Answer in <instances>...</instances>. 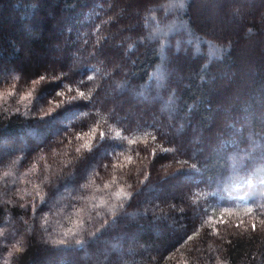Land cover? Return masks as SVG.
I'll return each instance as SVG.
<instances>
[{"label":"trees","instance_id":"trees-1","mask_svg":"<svg viewBox=\"0 0 264 264\" xmlns=\"http://www.w3.org/2000/svg\"><path fill=\"white\" fill-rule=\"evenodd\" d=\"M25 1L4 3L10 6ZM53 1L57 3L54 22L58 21L56 25L68 40L65 52L77 61L73 65L54 62L51 68H43L34 59L35 62L22 63L19 68L9 67L7 61L1 60L4 67L0 69V89L15 83L19 91L41 74L68 72L65 80L83 79L93 74L96 66L108 75H100L101 92L99 98H94V104L76 102L43 120L15 115L5 120L0 113V141L10 136L28 139L30 131H38L48 123L59 125L55 134L47 133L29 147L14 148L2 154L0 161L19 153L28 157L39 147H51L55 138L69 127L87 131L85 122L78 124L73 114L100 106L110 110L103 120L97 117L102 130L108 131L118 123L131 130L123 133L129 139L148 133L149 143L129 144L127 140L106 138L93 153L75 164L72 178L64 180L62 186L78 184L90 163L110 161L109 152L123 151L133 157L123 168L109 169L108 175L116 177L119 183L142 181L141 172L152 174L141 185L131 206L97 236L87 238L80 246H51L33 236L32 247L20 264H47L48 259H65L67 264H264V16L258 15L260 11L264 15V9L243 10L245 20L240 22L241 30L235 33L231 26L215 25L205 12L213 4L226 7L230 3L227 0H157L139 8L135 16L129 12L128 26L120 14L123 8L129 10L135 2L147 0H46ZM4 18L5 14L0 13V21ZM133 19L137 20V26L131 25ZM29 21L21 19L20 24L33 27ZM171 26L178 27L180 32L173 28L169 33ZM44 27L49 32L50 21ZM156 30L159 32L154 36ZM46 32L32 39L33 52L38 53L51 44ZM173 42L183 47L185 57L172 50ZM0 43V55L6 51L8 59L15 53L21 56L14 49L13 35L0 33ZM115 60H120L122 65L114 64ZM17 74L18 81L14 80ZM59 86L60 82H52L42 87L41 92L51 95ZM133 93L157 98V105H147L133 114L127 111L128 97ZM234 94H238V99L234 100ZM241 118H245L248 128L243 127ZM72 135L71 147L65 141V147L38 161L50 166L49 175L61 169L81 143ZM151 135L156 136L155 141ZM202 136H207V145L195 144L192 150L191 141ZM221 144H225L223 149ZM153 148L157 150L155 159L151 155ZM164 148L176 150L164 152ZM180 160L187 163L181 164ZM162 164L170 167L162 169ZM24 166L22 160L13 169L12 177L0 181V228L9 229L7 237H0V253L14 239L12 232L22 229L19 217L27 218V211L20 209L18 203H8L9 199L23 202L19 196L12 195L17 189H22L20 195L25 199H31L27 195L37 173L25 177L31 183L16 179L22 175L18 169ZM184 177L189 179L182 181ZM175 183L181 184L179 190L165 189ZM163 187L164 194L157 197L155 192ZM172 192L174 197L170 196ZM106 193L107 190L96 195ZM145 202L164 216L158 219L148 213L144 216L140 212ZM249 206L253 212L245 213ZM225 209H231L232 215H227ZM130 212L135 215L131 216ZM222 213L226 222H220ZM172 218L178 230L159 237L155 226L168 227ZM253 222L257 225L255 230L251 228ZM88 223L93 228L96 226L95 222ZM122 241L127 250L135 244L136 251L131 257L127 253L119 255L114 247L107 246ZM95 244L100 258L95 260L91 254L86 258L85 253L91 252ZM148 245L152 249L145 253ZM104 250L108 252V261Z\"/></svg>","mask_w":264,"mask_h":264},{"label":"clouds","instance_id":"clouds-1","mask_svg":"<svg viewBox=\"0 0 264 264\" xmlns=\"http://www.w3.org/2000/svg\"><path fill=\"white\" fill-rule=\"evenodd\" d=\"M71 69H69V72ZM68 72H63L55 75L41 74L32 79L19 91L16 90V84L12 83L10 86H4L0 92L5 94L0 97V113L4 114L5 120H11L12 117L19 116L24 119L29 117L39 118L43 120L45 117H53L55 114L65 108L67 105L76 102H84L86 104H94V98H99L101 92L100 76L96 80H90L89 76L83 79L74 81L65 80ZM47 76L45 79L44 77ZM20 79L17 74L14 80ZM39 80L38 86L33 87V81ZM52 82H60V86L55 89L51 95H45L41 92V88ZM89 85L95 91L92 95H76L72 93V99L65 100L62 93L66 88L87 90ZM12 89L11 92H6L7 89ZM25 93H28L26 96ZM54 101H58L53 107ZM52 108L49 111V108ZM35 108V111H33ZM110 115V110L103 107H89L86 110L78 111L73 114V120L78 124L84 121L87 131H76L75 128L69 127L62 135L55 138L52 146H43L37 148L31 156L26 157L24 153L14 154L0 161V181L10 178L14 175L13 169L18 166L22 160L25 161L23 169H18L22 175L17 176L16 179L25 183L31 181L25 180V177L31 173H37L35 176V183H31L32 191L27 195L31 199H25L21 196L22 189H17L12 193L14 196H19L21 201L9 199L8 203L17 204L20 209L27 211V218L24 215L19 217L23 222V227L19 231H13L11 243H9L3 253V259L0 264H20L23 256L27 254L32 247V238L35 236L36 240L51 246L54 245L51 239L54 237H63L66 240L65 246H80L87 238H94L110 223L114 222L118 216L123 214L125 210L131 206L134 197L139 193L141 185L145 182L140 180L135 183H119L117 178L109 176V169L114 168L113 153L109 152L110 161L105 160L102 164L92 162L88 165L85 174L81 177L78 184L68 186L62 182L66 179L72 178L74 166L77 162L82 161L88 154L93 153L94 149L98 148L105 139L115 140L111 137L100 135L94 140L91 147L79 150L75 147L73 156L64 163L63 167L56 173L49 175L50 166L47 163L41 164L38 161L50 158L52 154L56 153L58 148L72 146L73 133L78 136L81 132L87 133L93 129L97 124V117ZM103 156V153L101 154ZM72 166V167H70ZM68 169L67 172L64 170ZM102 169V170H101ZM103 173V175H102ZM91 179L95 180L96 188L87 187ZM99 180L100 183H96ZM110 185V187H108ZM123 188L124 192L119 199L117 205L113 202V194L119 189ZM89 190H93L92 194H87ZM106 195H96V193L105 192ZM75 192V195L72 193ZM73 201L75 203H73ZM106 201L107 203H101ZM85 204L86 208H81L80 205ZM29 205L31 206L29 210ZM114 207L115 211L111 208ZM78 210H82L78 212ZM88 222H95V227H91ZM49 229L52 231L49 232ZM9 234L8 228H0V237H7Z\"/></svg>","mask_w":264,"mask_h":264},{"label":"rangeland","instance_id":"rangeland-1","mask_svg":"<svg viewBox=\"0 0 264 264\" xmlns=\"http://www.w3.org/2000/svg\"><path fill=\"white\" fill-rule=\"evenodd\" d=\"M4 1L8 3V1L10 0H2L0 2V6H1L0 13L5 14L4 20L0 21V33L6 32L15 37V43H13L14 44L13 46L15 47L14 49L17 52L21 53V56L15 53L14 55H11V57L8 59L7 57L8 55L6 51H4L5 54L0 55V61L5 60L7 61V64L9 67L18 66L19 68H21L20 64L33 62L34 59L37 62V66L41 65L43 66V68H51L52 63L54 62H59L62 64L68 63L70 65H73L77 61V59L73 58L71 54L65 52V46L68 43V40L66 39L64 34H61V28H59L60 26L56 25L58 21L54 22L55 18L53 17V15H54V9L57 7L56 2L53 1L52 3H48L46 2V0H26L25 2L21 4L17 2L16 3L13 2L12 5L8 6V4H5ZM155 1L157 0H147V2L145 3L135 2V4L132 7H130L129 10L127 8H123L120 14L122 18L124 19L126 26H128L127 24L128 22H130L128 20V17L130 16L129 12H131L135 16L137 15L139 8H142L143 6H146L148 3L155 2ZM227 1H229L230 3H228L226 7H220V6L218 7L217 4L216 5L213 4L211 5L210 9H208L205 12L208 13V18L211 21H213L215 25L221 28L231 26L234 29L235 33L241 30L242 25L240 24V22H242V20H245L244 15L242 16L243 10L254 12L257 10V8L258 10L260 9L262 11L264 9V0H261V1H258V0H244V1L243 0H227ZM258 15L262 18L264 16L261 11H260V14ZM21 19L30 20L29 22L33 24V27H31L30 25H24V24L21 25L20 24ZM47 21H50L49 32H46L45 31L46 29L44 27ZM78 22H75V24H78ZM131 25L137 26V20L135 19L131 20ZM173 28L177 30V33L180 32V30H178L179 29L178 27L176 28V27L171 26V28L168 29L169 33L170 32L172 33L171 29ZM262 30L264 32V29ZM34 31L39 33L38 36L33 35ZM44 31L46 32V37L51 41V44L48 45L46 48L38 51V53L33 52L32 48L30 47L32 44V39L39 37V35L45 33ZM158 32H159L158 30L154 31L153 35L157 36ZM189 40L190 39L188 38L187 41ZM172 44L174 46L172 50L178 53L179 57L186 56V51L183 49V47H179V45L176 42H173ZM0 48H2L1 43H0ZM196 49L199 51L197 47ZM210 54L212 55V52ZM113 62L117 66L122 65L120 60H115ZM2 66L3 65L0 64V69L4 67ZM234 77L229 78V79H234ZM237 96L238 94H234L233 96L235 97L234 100L238 99ZM231 98H230V102L231 100H233ZM128 99H130L128 101L130 103V108H127L128 109L127 111H132L133 114L147 105L154 106V103L155 105H157V102H158L157 98L156 99L149 98V97H146V95L142 93L141 94L133 93L128 97ZM150 110L153 111V108H150ZM224 112L227 114H230L228 110H224ZM244 120L245 118H241L243 127L248 128L249 124L247 123V121H244ZM58 130H59V125L53 122V123H48L46 126L42 127L38 131H30L28 133V136H29L28 139L27 138L18 139L17 137H13V136L3 139L0 141V143H3L4 145L3 147H0V156L2 154L8 153L9 151L17 147H21V148L29 147L30 144H33L34 142L38 141L39 138H42L45 134L47 133L55 134ZM237 131L240 132V130H237ZM205 137L202 136L197 141L195 140L191 141L190 143L191 145H189L190 148L193 150L195 144L206 146L208 139H207V136ZM18 140L19 142H17ZM224 147H225V144H221L220 148L223 149ZM256 148L261 149L260 145H257ZM186 179H189V177H184L182 181H185ZM179 186H181V184L179 183L171 184L168 187L165 186L166 188L163 187L162 189L155 192L156 196L159 197L163 195L165 189H169L170 191L179 190ZM170 196L174 197L175 193L172 192ZM141 211L142 212L140 213H143L144 216H146V214L148 213L154 216L156 219L164 216L161 213H159V211H156V209L153 208L149 202H145L144 204H142ZM130 214H132L131 216H133L135 215V212H130ZM174 224H175L174 219L172 218V220L169 221L168 227H165L162 225L155 226L158 236L163 237L165 236L167 232H174L178 230V227H176V225ZM107 246L114 247L117 254L119 255L121 254L123 255L127 253V257L128 256L131 257L132 253L136 251L135 244L130 245L131 247L129 248V250H127L124 246L123 241L120 243L114 244V245L107 244ZM151 249H152V245H148L145 247L144 252L149 253ZM90 251L91 252H89L88 254L85 253L86 258L89 256V254H91L90 256H92L95 260L100 258L98 257L99 256L97 253L98 248L96 247V244ZM103 252H104V255H106L105 260L108 261L107 258H109V255H108L107 250H104ZM47 264H67V261L65 259L57 260V261L48 259Z\"/></svg>","mask_w":264,"mask_h":264},{"label":"snow or ice","instance_id":"snow-or-ice-1","mask_svg":"<svg viewBox=\"0 0 264 264\" xmlns=\"http://www.w3.org/2000/svg\"><path fill=\"white\" fill-rule=\"evenodd\" d=\"M104 75V76H107L108 73L107 72H103V70L99 67V66H96L95 67V72L91 75H89V79L90 80H96L98 78V76L100 75ZM45 79L47 78V76L44 77ZM40 83L39 80H36V81H33V87H36L38 86ZM6 92H11L12 89H7L5 90ZM95 91V89L93 88H88L87 90H85L84 88H79V89H73V88H66L64 90V92L62 93L63 97L65 100H70L72 99V93L75 92L76 95H80V96H84V95H92L93 92ZM5 94V92H0V97H2L3 95ZM25 95L27 96L28 93H25ZM58 103V101H54L53 103V107L55 106V104ZM52 108L50 107L49 108V111H51ZM101 119L103 120L104 117L102 116ZM127 131H131V130H128L127 128H124L122 125L120 124H116L114 126H112L110 128V130L108 131H105V130H102L101 128V125L99 123H97L96 125H94L93 129H90L87 133H84V132H81L78 136L75 137V139L77 141H81V143H79V145L77 146V148L79 150H84V149H87L89 147H91V145L94 143V140L96 138H98L100 135H104L105 137H111L115 140H118L120 142H123L125 140H127V142L129 144H137L138 142L142 141L145 145H147L149 143V134L148 133H145L143 136H135L134 138L132 139H129L128 136L124 135L123 133L124 132H127ZM151 140L152 141H155L156 140V136L155 135H151ZM176 149H167V148H164L163 151L164 152H174ZM157 154V150L155 148L152 149L151 151V155L153 157V159H155V156ZM113 157H114V168H123L124 167V164L125 162L127 163H131L133 161V157L131 155H127L125 154V152L123 151H118L116 153L113 154ZM120 157H123V160L120 159ZM179 163L181 164H185L187 163V161H184V160H180ZM192 167H196V165H191ZM170 167L169 165H161V168L162 169H165L167 170V168ZM169 173V172H168ZM167 173V174H168ZM151 172H148L147 174L141 172V175L144 176V181L147 182V180L150 178L151 176ZM165 174V175H167ZM115 179V177H114ZM87 187L89 188H93L95 189L96 188V184H95V180L94 179H91L87 185ZM108 187H110V185H108ZM124 190L123 188H119L114 194V200L115 201H119L121 195L123 194ZM101 203H107L106 201H101ZM173 207H175V205H173ZM112 211H115L114 207L111 208ZM82 210H78V212H80ZM244 212L245 213H252L253 212V208L251 206L249 207H246L244 209ZM225 213L227 215H232V210L231 209H225ZM225 213H222L221 216H220V222H226L225 221ZM264 223V222H262ZM251 228L253 230H255L257 228V225L255 222H253L251 224ZM189 239H191V237H189ZM51 242L52 244L54 245H63L66 243V240L65 238L63 237H54L51 239ZM219 264V262H218Z\"/></svg>","mask_w":264,"mask_h":264},{"label":"bare ground","instance_id":"bare-ground-1","mask_svg":"<svg viewBox=\"0 0 264 264\" xmlns=\"http://www.w3.org/2000/svg\"><path fill=\"white\" fill-rule=\"evenodd\" d=\"M152 127V126H151ZM143 128V127H142Z\"/></svg>","mask_w":264,"mask_h":264}]
</instances>
